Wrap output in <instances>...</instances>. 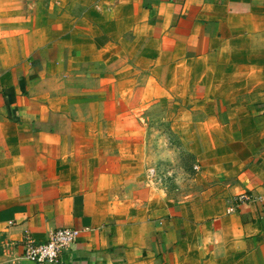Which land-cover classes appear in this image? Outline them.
Instances as JSON below:
<instances>
[{"label": "crops", "instance_id": "obj_1", "mask_svg": "<svg viewBox=\"0 0 264 264\" xmlns=\"http://www.w3.org/2000/svg\"><path fill=\"white\" fill-rule=\"evenodd\" d=\"M157 105L200 203L144 168ZM60 228L61 264H264V0H0V264Z\"/></svg>", "mask_w": 264, "mask_h": 264}, {"label": "rangeland", "instance_id": "obj_2", "mask_svg": "<svg viewBox=\"0 0 264 264\" xmlns=\"http://www.w3.org/2000/svg\"><path fill=\"white\" fill-rule=\"evenodd\" d=\"M155 115H150L149 128L145 137V149L142 157L145 158V170L154 183L164 189L175 199L200 203L204 200V192L216 181L207 178L210 176L205 169L197 168L199 162L195 155L188 150L180 135L171 130L175 121L174 114L179 108L172 105L166 110L173 112L171 124L164 122L165 108L157 105Z\"/></svg>", "mask_w": 264, "mask_h": 264}, {"label": "built area", "instance_id": "obj_3", "mask_svg": "<svg viewBox=\"0 0 264 264\" xmlns=\"http://www.w3.org/2000/svg\"><path fill=\"white\" fill-rule=\"evenodd\" d=\"M198 168V167H197ZM247 194L239 195L235 198V203L251 200ZM236 211V206L230 208L229 212ZM79 231L70 228H60L51 232L49 239L44 243L29 241L26 243L24 257L34 264H61L63 254L77 241ZM4 252L11 258L14 256V245L5 244Z\"/></svg>", "mask_w": 264, "mask_h": 264}]
</instances>
